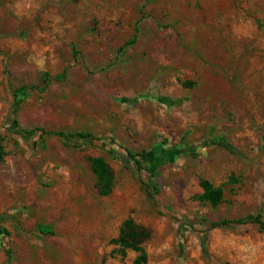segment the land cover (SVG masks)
I'll use <instances>...</instances> for the list:
<instances>
[{
	"label": "rangeland",
	"instance_id": "obj_1",
	"mask_svg": "<svg viewBox=\"0 0 264 264\" xmlns=\"http://www.w3.org/2000/svg\"><path fill=\"white\" fill-rule=\"evenodd\" d=\"M0 145V264H134L127 219L145 264H264L256 225L209 226L264 221V0H0ZM127 150L168 157L154 200Z\"/></svg>",
	"mask_w": 264,
	"mask_h": 264
},
{
	"label": "trees",
	"instance_id": "obj_2",
	"mask_svg": "<svg viewBox=\"0 0 264 264\" xmlns=\"http://www.w3.org/2000/svg\"><path fill=\"white\" fill-rule=\"evenodd\" d=\"M11 132L20 136L23 140L28 139H36L34 144L38 141L44 140L46 137H58V138H81L83 140H99L93 135L86 132H73L66 133L63 131H50L43 130L41 128H34L31 130H14L10 129ZM210 143L214 145L221 146L227 149L229 152L235 154L236 152L231 148L229 142L222 137H215L210 140ZM127 156L130 162L133 165V170L137 173H146L147 179L150 183H145L146 195L154 200V195L160 192L159 187L155 185L151 180L157 178L159 176L158 169L162 165H165L169 162L168 157L160 154H156L153 151H149L146 153L134 154L130 151H126ZM4 151L2 146L0 145V161L4 156ZM93 172L97 178L98 185L102 184V188L100 189V193L105 195L109 192V187L112 183V175L110 171L106 168L105 165L101 167L94 166ZM202 187L204 189V193L200 196L201 199L208 201L213 207H216L221 200V192L216 189H212L207 182H202ZM254 224L258 228L260 232H264V221L262 220V215L260 212H257L255 215L240 218V219H222L216 222L210 223V228H221V229H232L239 225L244 224ZM41 232L49 233L47 230H42ZM149 231L137 224H135L131 219H127L123 221L120 227L118 238L116 242L120 244L121 248L124 250L132 249L138 252V256L134 261V264H145L146 263V254L142 248V244L145 240L149 238ZM202 246H204V239H202ZM204 248V247H203ZM122 252V253H123Z\"/></svg>",
	"mask_w": 264,
	"mask_h": 264
}]
</instances>
